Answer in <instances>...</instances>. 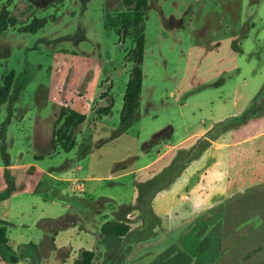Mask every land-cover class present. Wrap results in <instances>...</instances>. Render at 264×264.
Segmentation results:
<instances>
[{"label":"rangeland","instance_id":"374dc122","mask_svg":"<svg viewBox=\"0 0 264 264\" xmlns=\"http://www.w3.org/2000/svg\"><path fill=\"white\" fill-rule=\"evenodd\" d=\"M3 6L17 24L0 35V84L3 75L14 71L9 98L0 107V200L7 198V220L0 221V227L6 228L18 260L0 264H60L67 248L54 250L51 243L63 248L77 242L76 235L68 237L69 228L81 212L90 215L92 208L99 210L101 219L117 218L125 210L127 220L139 228L133 237L142 234L153 244L130 254L129 264L171 263L170 253L186 250L188 240L195 239L188 235L181 241L183 228L222 202L228 234L212 264H264L263 140L245 141L234 129L221 133L210 141L207 165L200 170L208 169L209 174L193 191H212L219 181L223 196L204 209L194 202L197 210L183 197L169 205L162 224L151 212L152 192L170 181L171 172L159 173L180 156L172 172L176 173L203 136L193 138L187 148L183 146L188 142L181 140L241 113L264 87V0H148L141 23L139 106L117 141L111 137L120 124L133 46L131 36L122 38L109 22L123 10L121 0H0V9ZM35 17L45 20L43 27L35 32L20 29ZM263 98L264 91L256 100L261 109ZM110 100L111 113L88 128L96 107ZM67 104L87 115L74 128L75 145L70 150L49 141L53 121ZM126 143L140 156L112 166L114 173L133 164L142 167L170 146L173 150L159 161L166 166L149 179H144V169H138L101 181L91 195L82 196L84 207V201L55 178L83 177L92 169H103L101 164L106 165L111 153L122 154ZM94 157L101 161L99 166H91ZM79 164L83 169L72 173L70 168ZM116 203L126 204L112 208ZM106 241L98 242L101 255L94 263L126 264L127 249ZM78 255L67 263L75 264Z\"/></svg>","mask_w":264,"mask_h":264},{"label":"trees","instance_id":"16d2710c","mask_svg":"<svg viewBox=\"0 0 264 264\" xmlns=\"http://www.w3.org/2000/svg\"><path fill=\"white\" fill-rule=\"evenodd\" d=\"M121 2L124 7L123 10H121L115 17L110 19L109 22L110 25L115 27L117 34L121 35L122 38L131 36L133 46L130 50L129 57L132 62V66L130 68V77L126 83L123 93V104L120 112V124L117 128V131L111 138L126 131V129L131 124V120L139 106L143 76L141 64L143 61L144 53V34L141 23L143 21L145 11L148 7V0H121ZM16 24V17L10 14V11L6 6H3L0 9V35L9 26H15ZM44 24L45 20L43 18L35 17L27 25L22 26L20 29L29 32H35L38 28L43 27ZM1 80L0 107L2 104L6 103L9 98L12 83L14 80V71L10 70L9 72H7L5 75H3ZM262 91H264V87L254 98L252 103L241 113L231 115L214 123L205 132L203 138L196 143V147L194 148L198 149L190 156L188 162L200 157L202 152L210 145V141L215 140L221 133L236 129L239 126L247 123L248 120L262 116L264 114V108L261 109V107H258L256 105V100L260 97ZM263 100L261 104H263ZM111 102L112 101L110 100V102L107 104L97 106L89 120H87V115L85 113L79 112L68 104L62 105L58 113V117L53 121V130L51 137L52 146L58 144L61 145L65 150H70L71 148H73L75 145L73 137L74 128L86 120L88 128H94L96 122L102 116H107L111 113ZM180 158V156H176L171 161V163L163 168V170L159 173L161 176L164 173L171 172V176L169 179L170 181H168L158 189H154L151 197L154 196V194L158 190L167 188L171 184L172 180L185 168L188 162L179 167V170L176 173H172L173 170L179 166L178 162ZM119 166H122V162L117 163L114 168H117ZM148 183L151 185L152 181H145V184ZM142 185L144 186V184ZM224 204L225 202H222L215 207L208 208L204 212L195 216L192 221H190L187 226H185L179 233L181 241L183 240L184 236H186L184 240H188V235H193L195 239L192 240V238H190L188 240L190 246H187L185 244L186 250L177 253H170L172 262H165L164 264H190V262L191 264H212V261L216 259L215 257L220 254V248L222 247L224 239L228 234L226 229L227 225L224 218ZM146 206H144V208L142 209L144 213L147 209ZM151 212L153 213L152 209ZM130 229L131 228L129 224L124 220L116 219L106 220L100 227L102 235L112 239V244H115V246L117 247H120L123 244L121 237H129L131 235ZM6 233V228L0 227V260L17 261V254L9 245ZM93 255L94 254L91 251L83 250L75 260V264H91ZM183 256H186L188 259L182 260Z\"/></svg>","mask_w":264,"mask_h":264},{"label":"crops","instance_id":"0c3cea01","mask_svg":"<svg viewBox=\"0 0 264 264\" xmlns=\"http://www.w3.org/2000/svg\"><path fill=\"white\" fill-rule=\"evenodd\" d=\"M102 105H104V103H102ZM239 114V113H238ZM232 115H236V113L232 114ZM231 116V115H230ZM262 122H264V114L262 116L256 117V118H252L250 120H248L247 123L239 126L238 128L234 129L237 134L240 137L243 138H247L245 141H251V140H256V139H260L264 141V125L262 124ZM213 124H209L206 127L200 128V130H198L197 132H195L193 135L191 136H187L184 139L181 140V143H186L188 142L187 145L183 146L185 148L189 147L190 145L194 144V141L192 140L193 138H197L199 136H204L205 132L212 126ZM53 130V127H52ZM52 130H51V137H52ZM230 131V130H229ZM158 133V132H157ZM156 132L153 134L152 139L154 138V136L157 134ZM124 132L120 133L119 135L115 136L116 141L117 139H121L124 136ZM113 137V138H115ZM152 139H150V142H153ZM216 140V139H215ZM49 141L51 142V138H49ZM135 143L138 141V139L136 138ZM214 140H211V142H213ZM149 141H145L144 143H150ZM103 143V142H102ZM128 143L125 144V148L124 151L122 152V154H117L115 155L114 153H111L110 157L108 158V162L105 164H101V161H99L97 158H92L91 160V166H99V164L103 165V169H92L90 171L89 174H87L86 176H78V175H73V174H68L66 176H62V177H55L57 180L62 181L63 183H66L67 187L74 193V195H76L79 200L81 202H83V207L86 206L85 204L87 203L82 196H87L86 194H90L95 191L96 187L100 184L101 181L104 180H109L112 179V177L117 176H125V175H129V174H134L138 169L142 170L144 169V179H149L150 177H152L153 175L157 174L158 172H160L162 170V168L164 166H162L161 164H159L160 159H162L164 156H169L173 150V147L170 146L169 149H167L165 152L161 153L158 155L157 158L151 160L150 162H148L147 164H145L142 167H138L135 168L133 165L130 168H124L119 172L114 173L112 171V168L114 167V165L116 163L119 162H124L125 160H130V159H136L138 156H140L139 152H136L135 150H132L133 147L131 146H126ZM211 145H209L200 155V157H198L197 159L191 160L190 162H188L185 166V168L180 172V174H178L171 182V184L164 189L158 190L152 199V210H153V214L155 215V222L156 223H161V218L163 215L169 213V205L171 203H175L178 202L179 199H182L183 197H187L189 199V207L194 208V202L195 204H200L201 208L200 209H204V208H208L210 206H212V204L215 201H218V199H216V196H223L224 191L222 189V187H220V185L218 184L219 181L215 184L214 189L212 191H208V189L204 188L203 190H200L198 192H196V194H194L193 189H195V187L199 186L200 184H203L205 182V176H207L209 173H206V171L208 169H205L204 171L200 172V170L204 167L205 165H207V153L209 152V148ZM39 157V156H38ZM95 159V160H94ZM211 165H214L215 162L212 163V161L210 162ZM156 164V165H155ZM68 165V164H67ZM155 165V168L150 171L148 170L151 166ZM106 166V167H105ZM113 166V167H112ZM83 167L82 165H77L75 167H71L70 170L72 171V173H75L76 170H82ZM219 176V180H221L220 175ZM144 181V180H143ZM142 182V181H140ZM87 185V186H86ZM159 194V195H158ZM161 194V195H160ZM159 196L158 200L156 201V196ZM198 196V197H196ZM106 200V198H104ZM7 200V198H3L2 200H0V221H6L7 220V216H6V212H5V201ZM90 200V199H89ZM110 200V199H108ZM132 203V202H131ZM122 204H126V203H122ZM122 204L116 203V205L112 208H118L119 206L121 207ZM68 208H71V205L67 206ZM169 207V208H168ZM194 209H199V208H194ZM117 209H115L116 211ZM91 213H89L90 215L85 214L84 212H81L80 215L77 216V220L74 222V226L69 228L70 231H68V237H73V235H76L78 238L77 242H72L69 244H64L63 248H57L55 243H53V239L51 240V244L53 246L54 250H65V257L66 258H60V264H69L68 259H72L75 255L80 254L81 251L83 250H87V251H91L94 255L91 261V264H95L94 261L96 259V257L101 255V251L98 249V242L100 241H106V245L107 243L110 244V246H115V244H112V239L107 238L105 236L102 235L101 231H100V227L103 224V222H105L106 220H110V219H116V220H124L126 223L129 224L130 226V230H131V235L129 237L123 236L121 237L123 244L122 247L125 249H127V253H126V260L128 262H126V264H129V260H131V258L129 257L130 254L134 255V251L135 250H139L140 248H144V247H149L151 248L153 246L152 243L149 244V240H146L147 237H144V235H136L133 237V234L135 233L136 230H138L139 228H134L132 226V223L129 222V220H127L129 213H125V210H122L121 212H119V214L117 215V218H104L101 219L99 216H97L96 212H98L99 210H96L94 208H92ZM100 218V220H99ZM54 220V219H53ZM77 223V225H76ZM142 224V221L141 223ZM159 225V224H158ZM161 228H163V230L165 231V227L164 225H161ZM152 230L156 231V228H153ZM164 233V232H162ZM160 234H161V230H160ZM125 240H128V242L125 243ZM67 251V252H66ZM72 255H71V254ZM71 255L70 258H68ZM79 256V255H78ZM67 259V260H66ZM101 263V262H100ZM114 264V263H112ZM116 264V263H115Z\"/></svg>","mask_w":264,"mask_h":264}]
</instances>
